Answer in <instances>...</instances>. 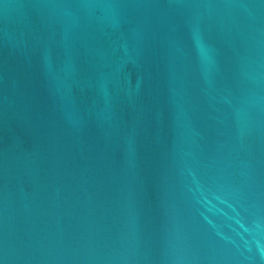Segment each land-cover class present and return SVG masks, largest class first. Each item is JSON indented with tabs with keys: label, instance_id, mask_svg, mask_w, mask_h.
Returning <instances> with one entry per match:
<instances>
[{
	"label": "water",
	"instance_id": "1",
	"mask_svg": "<svg viewBox=\"0 0 264 264\" xmlns=\"http://www.w3.org/2000/svg\"><path fill=\"white\" fill-rule=\"evenodd\" d=\"M0 264H264V0H0Z\"/></svg>",
	"mask_w": 264,
	"mask_h": 264
}]
</instances>
